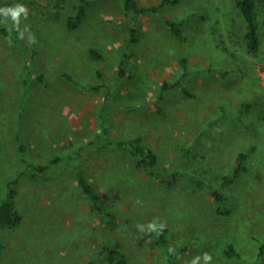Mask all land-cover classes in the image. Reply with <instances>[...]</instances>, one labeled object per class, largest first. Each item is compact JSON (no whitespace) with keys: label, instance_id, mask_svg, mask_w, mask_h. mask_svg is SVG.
Masks as SVG:
<instances>
[{"label":"rangeland","instance_id":"rangeland-1","mask_svg":"<svg viewBox=\"0 0 264 264\" xmlns=\"http://www.w3.org/2000/svg\"><path fill=\"white\" fill-rule=\"evenodd\" d=\"M90 1L71 29L79 0H0L29 9L24 39L11 20L0 23V200L18 178L15 207L24 217L0 225V264H190L204 252L211 264H264V0L257 54L247 51L237 0H178L156 15H128L123 0ZM164 19L183 22V39ZM99 135L139 137L160 165L140 168L128 149H99ZM241 152L246 168L224 183ZM57 156L32 176L28 162ZM78 170L104 213L92 208ZM155 218L167 224L159 236L135 227ZM114 249L123 256L112 258Z\"/></svg>","mask_w":264,"mask_h":264},{"label":"trees","instance_id":"trees-1","mask_svg":"<svg viewBox=\"0 0 264 264\" xmlns=\"http://www.w3.org/2000/svg\"><path fill=\"white\" fill-rule=\"evenodd\" d=\"M178 0H161L157 4L153 5H141L138 0H123L124 8L126 11V14L134 13L136 15L140 14H158L160 10L165 7L168 4H174L177 3ZM90 0H79V3L76 7V12L70 16L68 20V27L71 29L78 28L85 17L88 14V8L90 5ZM238 8L240 9L245 21H246V40H247V51L252 54H257L262 46V39H261V33H260V22H259V0H237ZM164 22L170 27L172 32L175 36H177L180 39H183V29L182 21H176L171 19H164ZM7 34L11 35L14 38H17L16 35H13V33L9 31ZM130 38L131 41H137L138 39V30L132 26L130 28ZM92 56L94 58H100V54L97 50L91 51ZM127 61V56H125L121 62H120V77L122 78L126 74L125 65ZM183 65L185 70L188 69V63L186 60H183ZM101 75V73H99ZM66 76L74 81L72 77L69 74H66ZM180 84V83H179ZM183 90L189 94L188 90L183 87ZM112 97V92L108 91L105 94V103H107ZM102 112H106V107L103 106ZM18 140L20 141V137H18ZM94 144L99 149H105L109 148L110 146H117L119 148L128 149L135 157L138 158V167L140 168H148V167H155L160 165V160L157 155V153L152 150L151 148L146 147L144 144H142L141 139L139 137L134 138H121V139H111L104 135L97 136L96 140L94 141ZM20 151L22 154L26 152V146L22 142H20ZM246 159L247 154L245 152H241L236 159V163L233 166V169L231 173L224 176V183H232L235 178L246 168ZM61 160V157L57 156L50 160L49 163H34V162H28V169L31 172L33 177H37L41 173L48 172L53 164H56L58 161ZM77 178L78 183L81 186L84 194L90 201V204L92 208L99 212L104 213L105 208L103 203L101 202L100 195L94 186V184L91 182V180L88 178V176L82 171L78 170L77 172ZM18 184V178L12 179L9 182L8 186V192L7 196L0 200V225L2 226H10V227H16L20 225L23 222V214L16 209L15 207V200L16 195L18 193L17 189ZM216 200L221 203L220 210L221 212H228V208L226 207L227 197L224 193L221 191H215L214 194ZM106 249H110V247L107 245ZM121 254L119 250H113L112 251V258L118 257ZM227 253L230 255L237 254V251L233 247V245H230V248L227 250ZM121 256H123L121 254ZM174 257V253H170V262H172V259ZM126 259L124 257H121L118 262L115 264H125ZM86 264H94L93 260L88 261Z\"/></svg>","mask_w":264,"mask_h":264},{"label":"clouds","instance_id":"clouds-1","mask_svg":"<svg viewBox=\"0 0 264 264\" xmlns=\"http://www.w3.org/2000/svg\"><path fill=\"white\" fill-rule=\"evenodd\" d=\"M29 15V9L26 5L17 3L12 6L0 7V23H7L11 20L12 27L17 31L19 38L24 39L25 33L28 31L27 26L21 29V21L27 20ZM27 42L29 44H35L36 39L34 35L29 34ZM135 227L142 233L150 234L155 233L157 236L161 235L163 230L167 227L166 222H162L159 218H155L152 221H149L147 224H136ZM170 253L174 252V248H169ZM213 257L211 254L204 252L202 255L195 256L190 264H200V261L203 260L204 264H211Z\"/></svg>","mask_w":264,"mask_h":264},{"label":"built area","instance_id":"built-area-1","mask_svg":"<svg viewBox=\"0 0 264 264\" xmlns=\"http://www.w3.org/2000/svg\"><path fill=\"white\" fill-rule=\"evenodd\" d=\"M260 78L264 85V64L260 67Z\"/></svg>","mask_w":264,"mask_h":264}]
</instances>
